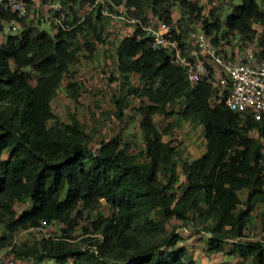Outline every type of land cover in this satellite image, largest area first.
Listing matches in <instances>:
<instances>
[{"label": "trees", "instance_id": "1", "mask_svg": "<svg viewBox=\"0 0 264 264\" xmlns=\"http://www.w3.org/2000/svg\"><path fill=\"white\" fill-rule=\"evenodd\" d=\"M61 1L63 11L50 4L53 32L0 7V249L12 246L17 264L26 256L34 257L27 264H199L178 244L180 233L168 232V222L177 217L209 233V254L225 251L226 240L243 237L254 210L264 206V118L230 109L215 75L192 83L168 49L151 45L144 23L151 17L179 20L183 33L201 27L216 44L256 35L252 42L264 59V0H228L226 12L215 6L207 16L196 0H106L110 12H123L119 4L127 7V19L117 20L136 19L116 53L127 93L148 99L139 107L145 147L137 153L121 146L119 137L96 149L75 116L67 123L56 119L52 104L59 87L80 54L92 58L97 42L106 41L104 22L111 16L96 0ZM90 5L84 17L78 15L77 7ZM177 5L179 19L173 14ZM194 18H202L201 25H182ZM8 23L20 31L7 30ZM133 73L142 85L132 83ZM66 87L76 99L80 83L70 80ZM177 100L181 117L204 130L207 150L196 159L181 157L163 139L172 126L160 130L153 121L157 112H175L167 106ZM28 200L31 207L18 215L16 203ZM102 201L112 212L94 217ZM85 213L102 237L82 248L70 238ZM54 222L64 225L61 235L43 233L28 246L11 245L18 231ZM230 252L241 258L235 264H264V240H237Z\"/></svg>", "mask_w": 264, "mask_h": 264}, {"label": "rangeland", "instance_id": "2", "mask_svg": "<svg viewBox=\"0 0 264 264\" xmlns=\"http://www.w3.org/2000/svg\"><path fill=\"white\" fill-rule=\"evenodd\" d=\"M55 0H30L28 14L25 17L29 25L37 24L40 29L53 32V22L55 21L54 13H50V4ZM200 4H204L205 8L202 12L203 16H207L212 7H223L222 12H226L229 8L228 0H196ZM124 5V4H123ZM127 9L124 6V9ZM78 15L85 16L88 12L87 6L77 7ZM116 12V11H113ZM174 18L179 19L182 14L180 5H177L173 11ZM110 15V14H108ZM112 16V17H111ZM104 22L103 36L106 41L97 42L96 51L92 58H87L84 53L80 54L78 62L71 66V74L65 76L62 85L59 87L57 94L53 100V109L56 119L62 122H70L75 116L84 126L90 135V145L96 149L100 147L101 141H107L112 137H119L121 146L128 144L132 153H137L145 147V131L142 127L143 114L140 106L147 102V98L140 97L135 94H128L127 87L123 83V78L118 70L117 65V46L120 40L127 34L132 32L135 27L133 19L131 22H122L117 20L113 15ZM202 18H194L190 21L184 20L183 26L188 24L201 25ZM39 20H43L38 23ZM154 18L148 19L144 25H152ZM177 23H180L177 20ZM176 23V25H177ZM12 24H7V30L18 33V29H12ZM181 29V28H179ZM261 29V28H260ZM257 36L250 37V40H256ZM132 83L134 85H142L143 81L136 73L132 74ZM70 80L80 83L78 97L74 99L66 87ZM221 88L222 86L219 85ZM225 90V89H223ZM226 91V90H225ZM224 93V91H223ZM124 99L120 105L118 99ZM182 106L180 100L174 104L167 106V111L172 109L175 112L161 113L157 112L153 116L155 125L160 130L169 129L171 132L164 133L163 139L171 141L178 149L181 157L196 159L207 150V141L205 138L203 127H196L190 121L181 117L179 109ZM56 119L51 120L53 123ZM251 134L257 136V131L252 130ZM179 181L185 180L182 171L181 161L178 166ZM244 197V193L241 194ZM32 202L28 200L25 203L17 202L15 205L17 214L31 207ZM101 212L104 215H110L112 208L108 203L102 201L100 207L92 212L93 216ZM92 217L87 213L81 218L80 223L71 232V243L86 248L96 238H101V234L95 233L94 227L91 225ZM95 217V216H94ZM168 232H178L182 236L179 245H185L190 251L194 260L199 264H235L241 258L232 254L236 241L245 240H264V206L260 205L254 210V221L245 229V234L241 238L226 240V250L209 254L207 252L209 246V233L194 224H186L177 217H173L167 224ZM60 222L45 224L43 229H25L18 231L11 245L28 246L43 236V233L50 235H61L62 227ZM3 226L0 227V233H3ZM9 247V246H8ZM18 264L33 263V256L19 258ZM68 264H71L69 262ZM149 264V263H148ZM245 264H253L252 260L245 261Z\"/></svg>", "mask_w": 264, "mask_h": 264}, {"label": "built area", "instance_id": "3", "mask_svg": "<svg viewBox=\"0 0 264 264\" xmlns=\"http://www.w3.org/2000/svg\"><path fill=\"white\" fill-rule=\"evenodd\" d=\"M97 3H102L103 13L127 19L123 4L115 6L123 12H110L106 0H96ZM51 5L56 11L66 9L61 0ZM3 6L24 17L28 14L29 0H0V7ZM146 28L150 31L151 45L168 49L171 61L184 69L192 83L215 75L226 90L225 101L230 109L251 114L256 120L264 118V59L257 55L249 38L235 35L230 42L216 44L201 27L183 33L176 24L164 19L154 20ZM11 247L0 249V264H17L9 254Z\"/></svg>", "mask_w": 264, "mask_h": 264}]
</instances>
